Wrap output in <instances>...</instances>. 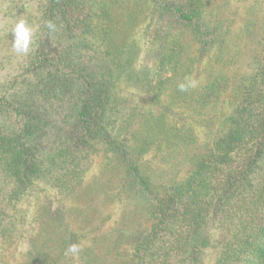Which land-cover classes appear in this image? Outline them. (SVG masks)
<instances>
[{
	"label": "trees",
	"instance_id": "obj_1",
	"mask_svg": "<svg viewBox=\"0 0 264 264\" xmlns=\"http://www.w3.org/2000/svg\"><path fill=\"white\" fill-rule=\"evenodd\" d=\"M51 8L0 97V264H264V0Z\"/></svg>",
	"mask_w": 264,
	"mask_h": 264
},
{
	"label": "rangeland",
	"instance_id": "obj_2",
	"mask_svg": "<svg viewBox=\"0 0 264 264\" xmlns=\"http://www.w3.org/2000/svg\"><path fill=\"white\" fill-rule=\"evenodd\" d=\"M47 2L48 0H0V97L6 91H15L18 90L17 87L13 84V78L16 76L19 78L20 75L23 73V68L25 67L26 61L29 60V57L34 54L36 46L39 42L44 43V49L50 50H57L59 48L58 43H66L65 41L60 42V35L59 30L62 27L57 22L58 18L55 14L54 8L47 9ZM23 17L27 19L28 23L34 28V43L30 48V51L27 55H19L17 54L12 48L13 42V34L11 33V29L15 20L19 17ZM50 16L48 19L52 21L53 24L56 26L55 31H50L46 25V17ZM59 41V42H58ZM58 42V43H57ZM148 67L153 64V57H150L148 61ZM6 125L10 123V119H5ZM55 143H50L49 146L51 147ZM96 160L95 164L91 165V168L86 172L87 175H91L93 172L98 171V164H100L101 152H95ZM93 166V167H92ZM40 186L50 184L47 181H43L38 183ZM47 192L52 193L53 188L47 186ZM52 198V196H51ZM19 205L22 206L23 209L26 210V217L29 216L30 211L32 208L26 205V200L22 201ZM9 214L12 213V210H7ZM26 223V222H25ZM27 224V223H26ZM26 244L24 240H19V244L17 246V250L14 251L13 257L17 256L19 250H24ZM211 255V254H210ZM207 264H209L208 262Z\"/></svg>",
	"mask_w": 264,
	"mask_h": 264
},
{
	"label": "clouds",
	"instance_id": "obj_3",
	"mask_svg": "<svg viewBox=\"0 0 264 264\" xmlns=\"http://www.w3.org/2000/svg\"><path fill=\"white\" fill-rule=\"evenodd\" d=\"M50 31H55L56 26L52 21H47L45 25ZM13 34L12 48L19 55H27L30 51L31 46L34 43V28L28 23L27 19L22 16L17 18L11 29ZM196 86V81L189 80L187 83H181L178 85L180 91H186L188 88ZM71 253H77L79 248L77 245L72 244L68 248Z\"/></svg>",
	"mask_w": 264,
	"mask_h": 264
}]
</instances>
